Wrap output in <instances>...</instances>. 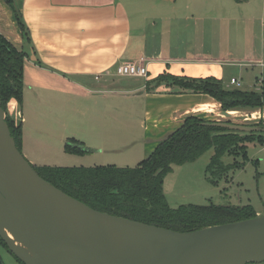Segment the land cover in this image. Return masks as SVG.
Here are the masks:
<instances>
[{
  "label": "crops",
  "instance_id": "crops-1",
  "mask_svg": "<svg viewBox=\"0 0 264 264\" xmlns=\"http://www.w3.org/2000/svg\"><path fill=\"white\" fill-rule=\"evenodd\" d=\"M208 1L14 0L28 32V42H23L11 9L0 0V33L26 52L19 110L21 152L25 158L34 166H62L46 160L64 157L57 154L56 158L52 153L59 145L64 153L78 154L65 151L63 142L69 139L74 140V146L98 153L97 159L106 158L107 154L103 153L126 150L137 143L130 138L116 144L114 133L109 130V113L102 118L94 116L102 126L93 131L92 138L68 135L69 116L60 117L55 99L51 101L47 86L49 74L73 85L69 86L71 96L79 89L84 94L108 97L104 94L112 90L116 67L139 57L145 59L147 75L143 78L146 81L163 73L193 78L213 76L223 80V67L229 64L237 67L238 72L244 67L264 66V2L259 15L236 17L234 11L242 2ZM248 3L249 0L242 5ZM240 18L246 40L239 42L237 36L235 44H230L226 42L225 25ZM60 91L59 88L53 90L57 94ZM130 91L144 101L143 118L139 122L142 139L137 150L114 156L119 162L132 156L138 157L136 164L145 159L181 124L186 112L218 113L209 95L178 93L174 86L164 82L149 91L145 85ZM68 100L74 101V98ZM230 112L238 114L235 109ZM58 126L61 130L56 128ZM34 151L42 153L34 157ZM257 214L260 213L257 211Z\"/></svg>",
  "mask_w": 264,
  "mask_h": 264
},
{
  "label": "water",
  "instance_id": "water-1",
  "mask_svg": "<svg viewBox=\"0 0 264 264\" xmlns=\"http://www.w3.org/2000/svg\"><path fill=\"white\" fill-rule=\"evenodd\" d=\"M220 114L228 120L233 115ZM210 124L259 130L229 121ZM0 239L23 264L264 263V212L176 231L93 209L36 172L16 147L0 101Z\"/></svg>",
  "mask_w": 264,
  "mask_h": 264
},
{
  "label": "trees",
  "instance_id": "trees-1",
  "mask_svg": "<svg viewBox=\"0 0 264 264\" xmlns=\"http://www.w3.org/2000/svg\"><path fill=\"white\" fill-rule=\"evenodd\" d=\"M2 1L11 9L23 42H28V32L14 0ZM25 55L23 49L15 47L0 33L1 107L10 134L20 151L21 122L8 104L12 103L15 110H20ZM168 79H171L170 83ZM153 81L157 85L167 82L166 84L174 86L178 93L207 94L219 103L221 110L254 111L264 108V79L259 90L226 88L221 79L213 76L193 78L163 73ZM145 86L147 91L152 88L148 82ZM211 122L195 114L183 117L181 124L159 142L145 159L133 167L111 164L32 166L46 181L93 209L167 229L191 231L255 217L257 211L251 204L221 205L208 202L171 207L164 196V178L172 170L173 165L194 161L212 149L206 171L210 172L208 177L210 182L216 184L227 172L236 167L234 163L222 162L223 156L239 155L245 161L246 143L255 139L264 141V126L259 131L245 133L213 126ZM74 143L72 139L67 140L64 144L65 151L77 153L85 151V148L74 146ZM0 244L7 249L1 239ZM13 258L23 264L16 257Z\"/></svg>",
  "mask_w": 264,
  "mask_h": 264
},
{
  "label": "rangeland",
  "instance_id": "rangeland-1",
  "mask_svg": "<svg viewBox=\"0 0 264 264\" xmlns=\"http://www.w3.org/2000/svg\"><path fill=\"white\" fill-rule=\"evenodd\" d=\"M246 1L242 0L241 2L244 3ZM262 2L264 0H249L248 5H242L241 3L239 7H236L234 14L236 17L259 15L262 10ZM242 22L241 18L227 22L225 25L227 29L226 36H228L226 42L235 44L237 36L239 42H241V39L246 40L244 30L242 31ZM254 28L256 29L255 25ZM258 32L260 33V30H257ZM223 68L222 83L225 87H237L245 90L260 89L264 79V66L254 68L244 67L245 69H242L240 72H238L237 67H230V64L229 66L227 65V68ZM231 76H235L237 80L241 81L240 85L231 84L229 81ZM112 78V90L104 94L108 97H103L101 94L94 95V93L84 94L78 91L79 89H77L75 95L71 96L70 87H73V85H69L64 80L60 82V79L51 74L47 77V86L52 95L51 101L55 99V103L58 105L57 109L60 110V117L67 118L69 116L66 123V131L71 137L76 138V135H80L92 138L94 132L100 130V126H102L99 120L94 119V116L98 115L101 117L109 113V130L113 131L116 144L128 141L130 138L136 139L137 143H134L131 148L126 150L122 148L119 151L103 153L107 154V157L98 159L95 158L98 154L96 152H87L85 150L81 154L71 155L64 153L62 147L59 145L52 153L56 155V158L59 154L64 157L53 160L49 159L46 160L47 162L51 161V163H58L57 165L62 166H93L99 163L120 165V167H125L124 165L133 167L136 165L137 156H132L122 162L114 158L116 155L120 156V154L125 152L137 150L139 147L138 143L142 139L143 129L140 127L139 122L143 118L144 101L139 95L133 96L130 90L146 85V82H148L149 87H155L157 84L153 80L146 81L141 76H126L116 73ZM168 80V83H170L171 79ZM55 88H59L62 91L58 94L54 93L53 90ZM79 88L83 90L82 87ZM65 96L67 97L66 99ZM68 98H74V101H70ZM212 101L216 105L215 109L218 110V113L214 111L194 114L208 121H229L236 124L254 126L259 129L264 126V108L254 110L257 112L255 115L252 114L253 111L238 109V114L233 113L230 120H228L220 114L219 103L213 98ZM53 122L56 123L55 120ZM56 128L61 130L59 126ZM65 142L63 143L65 144ZM38 153L42 152L34 151V157H38ZM211 154L212 149H209L194 161L172 166V170L164 178L163 184V193L168 204L171 207H177L181 204H206L208 202L221 205L251 204L256 211L260 214L263 213L264 141L255 139L246 143L247 159L245 161L239 155L223 156L221 158L222 162L234 163L236 167L227 172L224 178H221L216 184L210 182L208 178L210 177V172L206 171ZM43 161L45 162V160ZM0 255L4 264H20L1 244Z\"/></svg>",
  "mask_w": 264,
  "mask_h": 264
},
{
  "label": "built area",
  "instance_id": "built-area-1",
  "mask_svg": "<svg viewBox=\"0 0 264 264\" xmlns=\"http://www.w3.org/2000/svg\"><path fill=\"white\" fill-rule=\"evenodd\" d=\"M116 73L119 75H126V76H141L145 77L147 75L146 70V64L145 59L143 57H139L134 60H126L121 62L116 67ZM231 84H237L239 85V81L235 78H230ZM10 106V110H12L15 113V116L17 119L20 118V112L19 110H15V106L12 103L8 104Z\"/></svg>",
  "mask_w": 264,
  "mask_h": 264
},
{
  "label": "flooded vegetation",
  "instance_id": "flooded-vegetation-1",
  "mask_svg": "<svg viewBox=\"0 0 264 264\" xmlns=\"http://www.w3.org/2000/svg\"><path fill=\"white\" fill-rule=\"evenodd\" d=\"M260 130V129H259ZM259 130H257V131H259Z\"/></svg>",
  "mask_w": 264,
  "mask_h": 264
}]
</instances>
